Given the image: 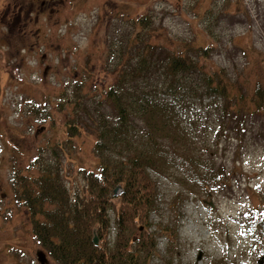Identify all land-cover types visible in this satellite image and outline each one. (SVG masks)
Returning <instances> with one entry per match:
<instances>
[{"label": "rangeland", "instance_id": "rangeland-1", "mask_svg": "<svg viewBox=\"0 0 264 264\" xmlns=\"http://www.w3.org/2000/svg\"><path fill=\"white\" fill-rule=\"evenodd\" d=\"M141 15L150 30L135 33ZM137 33L149 45L208 43L198 64L222 68L232 88L227 98L201 99L200 90L186 98L187 143L222 181L207 195L175 170L152 174L158 194L147 230L156 248L148 264H264V243L249 222L251 213L264 217V109L252 111L254 85L264 90V0H0V264H38L42 249L15 200L18 173L37 176L39 161L55 165L68 195L83 196L98 160V114L110 111L103 91L115 68L139 57L142 44L124 42ZM188 75L197 88L200 73ZM135 82L127 86L142 83ZM69 118L79 127L72 137Z\"/></svg>", "mask_w": 264, "mask_h": 264}, {"label": "trees", "instance_id": "trees-1", "mask_svg": "<svg viewBox=\"0 0 264 264\" xmlns=\"http://www.w3.org/2000/svg\"><path fill=\"white\" fill-rule=\"evenodd\" d=\"M149 20L146 15L135 19V33L139 28L150 30ZM124 42L127 47L141 43L143 49L135 61L113 70L118 74L115 83L103 91L110 111L98 114L93 144L98 160L84 176L83 196L70 197L56 166L42 161L37 176L18 173L12 182L16 202L30 217L33 237L57 264H148L156 248L155 232L147 230V217L158 194L152 174L175 170L181 173V181L202 187L207 195L222 181L218 170L192 152L187 143L192 134L189 117L183 111L192 90H200L201 99L227 98L232 91L222 68L198 64L195 56L205 62L211 45L194 44L193 39L177 42L175 47L174 40L168 41V47L149 45L138 33ZM109 46L117 48L115 42ZM118 49L119 54L126 51ZM157 50L161 53H154ZM187 51H195L194 57ZM195 71L200 73L197 88L185 82ZM136 78L142 81L139 86H127ZM183 80L184 85L180 84ZM237 98L242 100L241 94ZM252 101V111L264 109V90L258 84ZM73 103L81 106L78 98ZM64 126L69 137L78 134L79 127L71 118ZM115 187L119 194L113 192ZM250 217L253 237L263 244L264 217L259 213ZM94 235L98 241L93 245Z\"/></svg>", "mask_w": 264, "mask_h": 264}, {"label": "water", "instance_id": "water-1", "mask_svg": "<svg viewBox=\"0 0 264 264\" xmlns=\"http://www.w3.org/2000/svg\"><path fill=\"white\" fill-rule=\"evenodd\" d=\"M116 189H117V187H115L113 189L114 193L117 192ZM209 205L211 206L210 203H209ZM92 243H93V245L97 244V236L96 235H94V237L92 238ZM35 255H36V259H37L38 264H47L48 263V259L46 258V254L43 250L40 249L39 251L36 252Z\"/></svg>", "mask_w": 264, "mask_h": 264}, {"label": "flooded vegetation", "instance_id": "flooded-vegetation-1", "mask_svg": "<svg viewBox=\"0 0 264 264\" xmlns=\"http://www.w3.org/2000/svg\"><path fill=\"white\" fill-rule=\"evenodd\" d=\"M52 9V8H51ZM28 12V11H27ZM22 21H24V24H26L27 23V21H25V18H22Z\"/></svg>", "mask_w": 264, "mask_h": 264}]
</instances>
